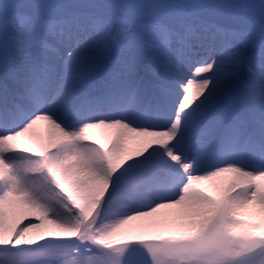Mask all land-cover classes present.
Listing matches in <instances>:
<instances>
[{"label": "snow or ice", "instance_id": "1", "mask_svg": "<svg viewBox=\"0 0 264 264\" xmlns=\"http://www.w3.org/2000/svg\"><path fill=\"white\" fill-rule=\"evenodd\" d=\"M0 264H264V0H0Z\"/></svg>", "mask_w": 264, "mask_h": 264}, {"label": "bare ground", "instance_id": "2", "mask_svg": "<svg viewBox=\"0 0 264 264\" xmlns=\"http://www.w3.org/2000/svg\"><path fill=\"white\" fill-rule=\"evenodd\" d=\"M193 70H194V69H193ZM43 131H44V129H43V126H42V127H41V132H43ZM97 135L100 136L101 138H103V134H102V133H97ZM164 211H166V210H162V213H163ZM156 218H160V219H162L163 216L160 215V214H158V216L155 217V218H146L144 221L133 222V223H134V224H137V223L149 224V223H151V221H152L153 219H156ZM28 219L32 220V222H34V223H39V221H36L33 217H29ZM28 219L24 220V221L21 223L20 226L23 227L25 224H27V223H28ZM11 222H14V220L11 221Z\"/></svg>", "mask_w": 264, "mask_h": 264}]
</instances>
